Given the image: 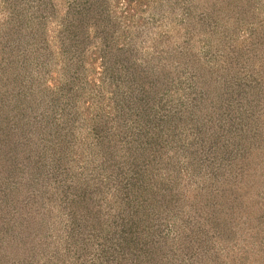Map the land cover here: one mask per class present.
Masks as SVG:
<instances>
[{"label":"trees","instance_id":"16d2710c","mask_svg":"<svg viewBox=\"0 0 264 264\" xmlns=\"http://www.w3.org/2000/svg\"><path fill=\"white\" fill-rule=\"evenodd\" d=\"M163 2L0 0V264H264V0Z\"/></svg>","mask_w":264,"mask_h":264},{"label":"rangeland","instance_id":"374dc122","mask_svg":"<svg viewBox=\"0 0 264 264\" xmlns=\"http://www.w3.org/2000/svg\"><path fill=\"white\" fill-rule=\"evenodd\" d=\"M167 2H163L164 8L162 11L154 10L157 14L151 12L149 9L146 10H140L137 11V15L132 17V22L135 23L136 27L134 26L133 32L136 34L142 33L139 37V41L141 43V52L144 53L146 56H155L158 53V50H170L173 48L176 44L180 42V39L185 36V28H186V19H183L187 12H184L187 10V4H191V0L187 3V0H181V2L177 0H163ZM194 1V0H192ZM204 1V0H203ZM214 1V0H209ZM198 0H195L194 4H198ZM201 3V2H200ZM1 5V3H0ZM185 5V6H184ZM176 7V9H175ZM176 10V11H175ZM262 14L264 15V9L262 11ZM184 16V17H183ZM2 17V13L0 14V18ZM185 20V21H184ZM55 26L53 25L51 27V34L52 29L54 30ZM139 30L137 31V29ZM200 46L197 47L200 49L201 52H205L206 49L203 47V43ZM154 45V49H153ZM205 49V50H204ZM235 76V74H234ZM233 76V77H234ZM237 77V76H235ZM189 97L188 95H186ZM231 98H227L229 100ZM235 102V101H234ZM263 108V107H262ZM260 106H255L253 108L254 111L258 113V119L261 121L264 120L263 113ZM260 112V113H259ZM238 125H240L238 123ZM228 157V155H225ZM224 162L222 164L228 163V160L221 161Z\"/></svg>","mask_w":264,"mask_h":264}]
</instances>
